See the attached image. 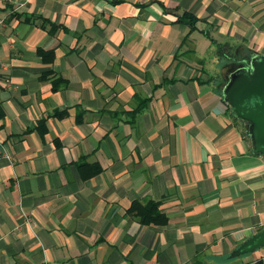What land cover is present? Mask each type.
Returning a JSON list of instances; mask_svg holds the SVG:
<instances>
[{
    "label": "crops",
    "instance_id": "obj_1",
    "mask_svg": "<svg viewBox=\"0 0 264 264\" xmlns=\"http://www.w3.org/2000/svg\"><path fill=\"white\" fill-rule=\"evenodd\" d=\"M0 21V264H264L231 257L264 229V158L221 96L264 56V0H0Z\"/></svg>",
    "mask_w": 264,
    "mask_h": 264
},
{
    "label": "water",
    "instance_id": "obj_2",
    "mask_svg": "<svg viewBox=\"0 0 264 264\" xmlns=\"http://www.w3.org/2000/svg\"><path fill=\"white\" fill-rule=\"evenodd\" d=\"M224 103L247 125L252 151L264 158V56H254L232 70L222 88ZM264 247V229L241 243L231 254L238 257Z\"/></svg>",
    "mask_w": 264,
    "mask_h": 264
},
{
    "label": "trees",
    "instance_id": "obj_3",
    "mask_svg": "<svg viewBox=\"0 0 264 264\" xmlns=\"http://www.w3.org/2000/svg\"><path fill=\"white\" fill-rule=\"evenodd\" d=\"M187 24L190 26L191 29V21H188ZM39 27L46 30L49 35H52L55 31L54 25H52L46 20H40ZM36 54L40 57L41 61L45 63H49L52 59L50 51L45 52L37 49ZM61 84H63L62 81H52L51 90H57ZM99 172L100 168L96 165H93L90 167L88 172L82 175L81 177L84 179L90 178L98 174ZM125 212L127 216L133 217L141 225H164L166 223V218L158 210L157 203L152 201H146L145 203L133 201Z\"/></svg>",
    "mask_w": 264,
    "mask_h": 264
},
{
    "label": "rangeland",
    "instance_id": "obj_4",
    "mask_svg": "<svg viewBox=\"0 0 264 264\" xmlns=\"http://www.w3.org/2000/svg\"><path fill=\"white\" fill-rule=\"evenodd\" d=\"M228 60H230V59H228ZM242 63L243 62H241V61H234L232 64H233V67L231 68V70L233 69H235V68H237L238 66H240V65H242ZM231 70L230 71H227L226 72V74H229L230 72H231ZM228 76V75H227ZM226 78L227 77H225V81H226Z\"/></svg>",
    "mask_w": 264,
    "mask_h": 264
},
{
    "label": "built area",
    "instance_id": "obj_5",
    "mask_svg": "<svg viewBox=\"0 0 264 264\" xmlns=\"http://www.w3.org/2000/svg\"><path fill=\"white\" fill-rule=\"evenodd\" d=\"M2 26V21H0V27Z\"/></svg>",
    "mask_w": 264,
    "mask_h": 264
}]
</instances>
